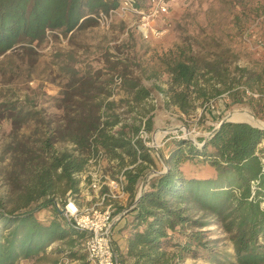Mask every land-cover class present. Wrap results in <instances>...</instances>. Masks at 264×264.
<instances>
[{
    "label": "trees",
    "instance_id": "obj_1",
    "mask_svg": "<svg viewBox=\"0 0 264 264\" xmlns=\"http://www.w3.org/2000/svg\"><path fill=\"white\" fill-rule=\"evenodd\" d=\"M136 5L143 3L137 0ZM117 6L118 0H0V56L17 45L35 53L34 46L56 31L71 39L76 30L96 25L91 14ZM187 46H177L164 62L168 88H160L167 102L182 113L189 115L196 102L203 105L223 93L234 99L235 93L247 88L264 91V65L257 72L233 64L235 55L229 48L209 58ZM67 56L60 67L67 80L57 98L63 110L57 126L44 120L35 103L0 104V119L9 123L12 134L4 149L11 161L4 172L9 197L0 196V264L39 258L57 241L65 247L54 252L66 251L84 260L80 240L85 232L59 214L54 201L69 191L78 194L76 175L99 148L117 170L132 166L125 175L134 196L137 183L154 163L155 154L136 137L142 123L147 131L153 130L151 89L128 69L126 59L108 57L105 67L93 63L81 67L71 54ZM116 78L125 92L119 101L127 108L121 112L110 99ZM31 120L42 126L35 129L38 137L28 147L17 139L16 130ZM209 131L198 143L171 137L162 172L128 204L123 220L130 264H173L191 245L207 248L200 241V231L183 234L182 242L179 230L208 223L227 234L234 264H264V128L224 121ZM47 205L53 216L42 221L36 212Z\"/></svg>",
    "mask_w": 264,
    "mask_h": 264
},
{
    "label": "rangeland",
    "instance_id": "obj_2",
    "mask_svg": "<svg viewBox=\"0 0 264 264\" xmlns=\"http://www.w3.org/2000/svg\"><path fill=\"white\" fill-rule=\"evenodd\" d=\"M141 3L146 4L147 0H141ZM168 6L164 17L155 20V27L162 32L157 38L144 39L136 29V16L128 13L114 15L108 27L96 23L78 29L71 39L58 31L49 33L43 43L34 46L35 53L30 52L27 46L17 45L0 56V104L11 101L24 105L35 103V108L42 111L44 120L52 121L57 126L63 116L57 98L67 80L60 69L61 61L71 54L81 67L89 63L105 67L109 57L111 61L126 59L128 69L140 77L146 88L151 89L154 103L151 112L154 121L152 134L160 132L164 135L162 140H165L157 151L158 156L154 157V163L150 164L154 169H162V165L166 164L171 137L198 143L200 137L209 136V127L216 128L222 119L245 120L264 127V91L256 88L237 92L234 99L223 93L211 100L214 107L210 102L199 105L198 101L189 115L168 103L165 92L161 90L168 88L164 62L172 57L177 46L189 45L195 54H207L209 58H213V54L221 52V49L229 48L230 53L235 55L233 64L260 71L264 65V0H169ZM58 54L62 58H57ZM124 97L125 92L115 87L110 99L117 102L119 112L127 108L119 101ZM227 102L230 105L225 106ZM2 108L0 105V111ZM40 125L38 121L27 122L16 130L17 139L33 147V140L38 137L34 131ZM10 129L9 123L0 119V196L4 200L9 197L4 172L11 159L4 149L12 136ZM104 167L113 174L117 171V167L109 162H105ZM79 198V203L84 204L83 199ZM10 206L8 204L7 208ZM36 216L42 221L49 220L53 216L50 205L39 208ZM189 231H200V241L207 248L191 245L189 250L177 255L173 264H234L233 246L219 225L208 223L199 229H180V241H184L183 234ZM83 241L84 238L80 240L83 246L80 253H85ZM56 247L64 248L65 245L57 241L41 257L20 259L17 264H87L86 257L83 260L71 257L66 251L56 253ZM126 259L132 261L128 256Z\"/></svg>",
    "mask_w": 264,
    "mask_h": 264
},
{
    "label": "built area",
    "instance_id": "obj_3",
    "mask_svg": "<svg viewBox=\"0 0 264 264\" xmlns=\"http://www.w3.org/2000/svg\"><path fill=\"white\" fill-rule=\"evenodd\" d=\"M136 3L137 0H118L116 8H111L107 12L99 10L91 16L101 27H108L114 15L130 13L136 16V29L144 39L159 37L162 32L155 27V20L164 17L168 12L169 0H147L142 6ZM120 82V78H116L114 86L119 87ZM210 105L214 107L211 102ZM152 131H147L142 123L136 137H140L148 150L158 156L157 151L165 143V140H162L164 135L160 132L152 134ZM105 162H109L113 167L115 165L105 151L99 148L89 157L85 168L76 175L80 179L78 194L72 196L69 191L64 198L55 200L64 207L62 215L66 220L75 228L85 232L83 245L87 264H118L111 228L121 214L117 212L118 206L128 197L125 169L132 166L117 170L113 174L105 170ZM160 172L162 169H154L149 165L145 177L136 185L134 200ZM79 197L84 200V204L79 205ZM61 202L65 204L62 205Z\"/></svg>",
    "mask_w": 264,
    "mask_h": 264
},
{
    "label": "crops",
    "instance_id": "obj_4",
    "mask_svg": "<svg viewBox=\"0 0 264 264\" xmlns=\"http://www.w3.org/2000/svg\"><path fill=\"white\" fill-rule=\"evenodd\" d=\"M127 187L128 186H126V189H127ZM127 192H128V195H127L128 197L125 201H123V203L121 205L118 206V208H117L118 213H122V211L119 212V210H121V209H123V211L126 210L128 204L134 198V194L130 190L127 189ZM79 205H81V203H79ZM123 216L120 217L119 219H117L112 225V228H111L112 241H113L114 249L118 255V264H130V262H131L130 260H128V259L125 260V258H126L125 251H126L128 233H127V230L125 228L122 229L124 227ZM51 246H49V247L51 248Z\"/></svg>",
    "mask_w": 264,
    "mask_h": 264
},
{
    "label": "water",
    "instance_id": "obj_5",
    "mask_svg": "<svg viewBox=\"0 0 264 264\" xmlns=\"http://www.w3.org/2000/svg\"><path fill=\"white\" fill-rule=\"evenodd\" d=\"M224 121H230V122H247V121H243V120L222 119L221 122L219 123V125H220L222 122H224ZM247 123H249V122H247ZM219 125H218V126H219ZM254 126H256V125H254ZM258 127H259V126H258ZM261 128H264V127H261ZM54 204H55V206H56V208H57L59 214L62 215V214L64 213V207H62L61 205H59L56 201H54ZM129 210H130V208L124 210V211L120 214V217H122L124 214H126ZM120 217H119V218H120Z\"/></svg>",
    "mask_w": 264,
    "mask_h": 264
},
{
    "label": "bare ground",
    "instance_id": "obj_6",
    "mask_svg": "<svg viewBox=\"0 0 264 264\" xmlns=\"http://www.w3.org/2000/svg\"><path fill=\"white\" fill-rule=\"evenodd\" d=\"M231 116H232V115H231ZM235 116H236V115H235ZM235 116H234V117H235ZM234 117H233V118H234ZM237 119H238V118H237ZM244 121H245V120H244ZM256 125H257V124H256Z\"/></svg>",
    "mask_w": 264,
    "mask_h": 264
}]
</instances>
